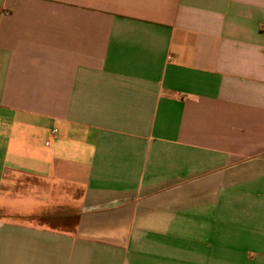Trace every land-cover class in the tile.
<instances>
[{
    "label": "crops",
    "instance_id": "crops-1",
    "mask_svg": "<svg viewBox=\"0 0 264 264\" xmlns=\"http://www.w3.org/2000/svg\"><path fill=\"white\" fill-rule=\"evenodd\" d=\"M0 264H264V0H0Z\"/></svg>",
    "mask_w": 264,
    "mask_h": 264
}]
</instances>
